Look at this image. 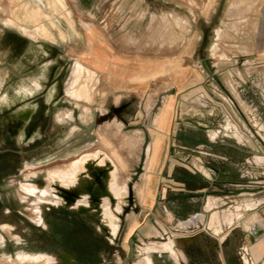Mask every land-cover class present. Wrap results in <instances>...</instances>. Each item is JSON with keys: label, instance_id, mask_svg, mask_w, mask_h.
<instances>
[{"label": "rangeland", "instance_id": "1", "mask_svg": "<svg viewBox=\"0 0 264 264\" xmlns=\"http://www.w3.org/2000/svg\"><path fill=\"white\" fill-rule=\"evenodd\" d=\"M41 2L0 0V264L59 263L67 228L39 204L92 161L112 167L117 210L131 182L121 241L145 229L130 241L156 250L161 233L189 264H243L205 224L228 214L215 234L236 218L246 243L264 234V0Z\"/></svg>", "mask_w": 264, "mask_h": 264}, {"label": "flooded vegetation", "instance_id": "2", "mask_svg": "<svg viewBox=\"0 0 264 264\" xmlns=\"http://www.w3.org/2000/svg\"><path fill=\"white\" fill-rule=\"evenodd\" d=\"M36 1L42 3L41 0ZM45 2L48 7L52 4L50 3L51 0H45ZM34 6L40 8L36 4ZM18 116L22 117L23 115ZM18 121L20 120L18 119ZM47 128L48 126L42 128V135L46 138L48 137ZM41 144L42 141L33 142L27 150L33 153ZM30 178H37V175ZM111 181L112 167L110 165L99 166L96 161H92L83 170L76 173L71 184L64 186L59 181L51 183V195L46 197L51 202L40 203L39 209L42 221L45 211L55 212L57 215L54 217L55 222L53 224L64 229L63 233L67 228L70 243L56 253L60 259L68 257L71 262L75 260V263L71 264H78V261H86L91 264L99 259L100 252L97 251L98 249L109 252L121 243L119 238L125 225L126 215L139 211V208L134 203L131 182L126 180L123 182L125 191L120 193L119 209L117 210L118 199L110 189ZM104 199L108 200L112 215L111 218H106L116 226L115 234L111 232L110 226L106 224L103 217L102 204ZM37 225L43 229L42 226L48 224L40 221ZM89 247L93 250L91 251Z\"/></svg>", "mask_w": 264, "mask_h": 264}, {"label": "crops", "instance_id": "3", "mask_svg": "<svg viewBox=\"0 0 264 264\" xmlns=\"http://www.w3.org/2000/svg\"><path fill=\"white\" fill-rule=\"evenodd\" d=\"M74 166H76L75 163H73ZM232 212L233 215H239L238 212L233 208L232 210H229ZM147 212V211H146ZM223 212H226L224 210ZM147 214H150V212H147ZM111 215V212H110ZM195 215H202V214H195ZM210 219V218H209ZM237 219V218H236ZM236 219L231 223L230 225H226L221 231H219L217 234L214 232V227H209V220L205 224V227L207 230H212L213 234L216 235V241L217 238H219V242L222 244L227 243V244H237V246H242V250H244L245 255L243 264H264V234L257 236L254 238L253 241H250L246 243L243 238L239 237L236 235ZM238 221V220H237ZM198 229V228H197ZM117 228L115 225L111 226V232L115 234ZM145 230V229H144ZM144 230H141L139 228H127L125 231V239L121 241V243L117 247H113L112 250L108 251H102L101 249H98L99 251V259H96L94 262L91 264H148L146 261V258L148 257V252L145 250L146 245L148 244H140V242L135 241L132 242L130 241V238L134 235H141V232ZM189 231L183 232V233H188L190 234L193 232L195 229L194 228H189ZM202 230V229H201ZM174 232H180L179 230H173ZM255 231V230H254ZM161 236V233H160ZM182 236V235H181ZM223 236V238H221ZM246 236V235H245ZM161 238L158 237V242L159 244H155L153 247H155L159 256L161 258V263L162 264H169L166 262L162 254L167 253L170 256L171 259V264H189V261L191 260V257L188 255H184L183 257L180 256L179 254H175V257L171 256L170 252L167 250H159L162 248L163 244L160 243ZM173 242V239L171 240ZM218 243V242H217ZM218 243V244H220ZM149 247V246H148ZM159 247V248H157ZM117 249V250H116ZM138 251L142 252V257L138 259L137 261H134V253H137ZM146 251V253H145ZM57 256V255H56ZM59 263L61 262L60 258L57 256ZM72 263H75V260H72ZM221 263V260L217 256L215 260L211 263L209 261H201V263H192V264H219ZM78 264H88L86 261H78ZM157 264H159L157 262ZM242 264V263H241Z\"/></svg>", "mask_w": 264, "mask_h": 264}, {"label": "bare ground", "instance_id": "4", "mask_svg": "<svg viewBox=\"0 0 264 264\" xmlns=\"http://www.w3.org/2000/svg\"><path fill=\"white\" fill-rule=\"evenodd\" d=\"M210 1V0H209ZM212 2V1H211ZM209 3V2H208ZM207 7H208V5H207ZM54 9V8H53ZM38 10H41V9H38ZM207 10V9H206ZM39 13H40V11H39ZM50 28V27H49ZM69 31V30H68ZM89 31V30H88ZM48 33H49V31H48ZM51 33V32H50ZM58 36H59V34H58ZM90 39H89V41H91V43H92V45H93V52L94 53H99V54H102L101 53V50H102V42H100L99 40H96V42L95 41H93V39L91 38V37H93V35L90 33ZM100 37V36H99ZM59 38H60V36H59ZM94 38V37H93ZM101 38V37H100ZM99 38V39H100ZM52 39V38H51ZM96 39V38H95ZM74 74H76V70H74L73 72H72V76L74 75ZM148 74V73H147ZM150 75V74H149ZM154 75V74H153ZM138 78H136V80H138V81H142V80H145L144 79V77H142V74H139V76H137ZM148 77V76H147ZM70 79V78H69ZM72 79V78H71ZM70 79V80H71ZM74 94V93H73ZM168 108L169 107H166V109H164V111H163V114L161 115V117H160V120L161 121H165V119H166V114H167V112H168ZM27 111H26V108L25 109H23L20 113H19V115L21 116V115H24L25 113H26ZM64 114H59L58 116H57V118L58 119H60L62 116H63ZM64 117V116H63ZM151 150V149H150ZM89 165V164H88ZM83 170V169H82ZM91 178V177H90ZM87 198V197H86ZM88 201V200H87ZM208 206H209V204H208ZM102 207H103V217H104V219H105V221H107L108 219L106 218V217H110V210H109V206H108V200L107 199H104L103 200V204H102ZM252 207V206H251ZM226 214V213H225ZM191 219V218H190ZM234 219V218H233ZM199 220V219H198ZM232 220V216H230V215H224V214H219V213H212V215H211V218H210V224H209V226H216V227H218V226H222V223H225V222H229L230 223V221ZM193 221V220H192ZM110 222V221H109ZM201 222V221H200ZM176 223V222H175ZM194 223H195V220H194ZM228 223V224H229ZM107 224H108V222H107ZM192 224V223H191ZM114 225V224H113ZM110 226V225H109ZM189 226V225H188ZM183 227V226H182ZM223 227V226H222ZM220 228V227H219ZM218 230V229H217ZM216 231V230H215ZM171 233V232H170ZM178 234H179V232H177ZM182 234V233H181ZM180 234V235H181ZM167 236V235H166ZM173 236V235H172ZM176 236V235H175ZM182 236H183V238H184V236L185 237H190L191 235H184V234H182ZM160 237V236H159ZM161 238V237H160ZM192 242V241H191ZM159 244V243H158ZM188 244V243H187ZM186 244V245H187ZM151 245V244H150ZM155 248V247H154ZM157 248H159V247H157ZM168 249H170L169 250V252H170V254H171V256H173V257H175V253L171 250V247L170 246H168L167 247ZM145 250L148 252V257L146 258V261L148 262V264H157V262L159 263V264H162L161 263V258H160V256H159V253L155 250V249H153L151 246L150 247H148V245H146V248H145ZM164 250V249H163ZM146 251H145V253H146ZM161 251V250H160ZM175 251V250H174ZM179 252V251H178ZM28 255H42V254H22V256H23V258H25V257H27ZM21 259V258H20Z\"/></svg>", "mask_w": 264, "mask_h": 264}, {"label": "water", "instance_id": "5", "mask_svg": "<svg viewBox=\"0 0 264 264\" xmlns=\"http://www.w3.org/2000/svg\"><path fill=\"white\" fill-rule=\"evenodd\" d=\"M201 66H202L203 70H204L207 74L210 73V71H209V69H208V67H207V65H206V63H205L204 61L201 62ZM151 117H152V115L150 116V119H151ZM149 123H150V121L148 122V124H149Z\"/></svg>", "mask_w": 264, "mask_h": 264}]
</instances>
